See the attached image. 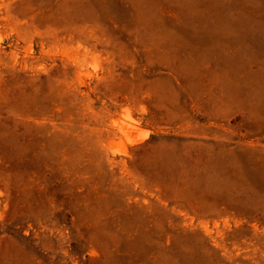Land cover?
<instances>
[{"label": "rangeland", "instance_id": "obj_1", "mask_svg": "<svg viewBox=\"0 0 264 264\" xmlns=\"http://www.w3.org/2000/svg\"><path fill=\"white\" fill-rule=\"evenodd\" d=\"M0 264H264V0H0Z\"/></svg>", "mask_w": 264, "mask_h": 264}]
</instances>
